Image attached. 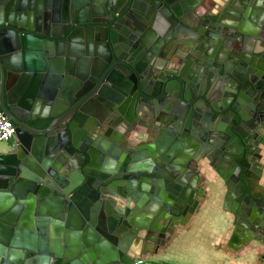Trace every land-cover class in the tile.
Here are the masks:
<instances>
[{
  "label": "water",
  "instance_id": "water-1",
  "mask_svg": "<svg viewBox=\"0 0 264 264\" xmlns=\"http://www.w3.org/2000/svg\"><path fill=\"white\" fill-rule=\"evenodd\" d=\"M219 1L0 0V264L147 259L208 170L264 248V0Z\"/></svg>",
  "mask_w": 264,
  "mask_h": 264
},
{
  "label": "crops",
  "instance_id": "crops-1",
  "mask_svg": "<svg viewBox=\"0 0 264 264\" xmlns=\"http://www.w3.org/2000/svg\"><path fill=\"white\" fill-rule=\"evenodd\" d=\"M218 3L224 4L218 0ZM44 86L39 84L34 107L50 110L52 105L44 97ZM6 148L1 145L0 149ZM201 179L205 203L185 225L178 226L167 235L165 245L151 249L147 256L154 264H264V248L259 245L238 248L229 247L234 236L233 215L224 209V187L215 172H206ZM235 239V245H239Z\"/></svg>",
  "mask_w": 264,
  "mask_h": 264
},
{
  "label": "built area",
  "instance_id": "built-area-1",
  "mask_svg": "<svg viewBox=\"0 0 264 264\" xmlns=\"http://www.w3.org/2000/svg\"><path fill=\"white\" fill-rule=\"evenodd\" d=\"M16 131L12 122L0 110V143L10 144L15 139ZM6 144V145H7ZM134 264H154L149 259L142 258Z\"/></svg>",
  "mask_w": 264,
  "mask_h": 264
},
{
  "label": "rangeland",
  "instance_id": "rangeland-1",
  "mask_svg": "<svg viewBox=\"0 0 264 264\" xmlns=\"http://www.w3.org/2000/svg\"><path fill=\"white\" fill-rule=\"evenodd\" d=\"M5 144H7V143H0V146H1V145H5Z\"/></svg>",
  "mask_w": 264,
  "mask_h": 264
},
{
  "label": "trees",
  "instance_id": "trees-1",
  "mask_svg": "<svg viewBox=\"0 0 264 264\" xmlns=\"http://www.w3.org/2000/svg\"><path fill=\"white\" fill-rule=\"evenodd\" d=\"M44 127H46V125H44Z\"/></svg>",
  "mask_w": 264,
  "mask_h": 264
},
{
  "label": "flooded vegetation",
  "instance_id": "flooded-vegetation-1",
  "mask_svg": "<svg viewBox=\"0 0 264 264\" xmlns=\"http://www.w3.org/2000/svg\"><path fill=\"white\" fill-rule=\"evenodd\" d=\"M45 128V127H44Z\"/></svg>",
  "mask_w": 264,
  "mask_h": 264
}]
</instances>
